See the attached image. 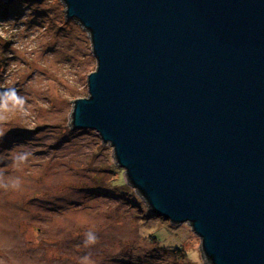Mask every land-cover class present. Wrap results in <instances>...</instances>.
Wrapping results in <instances>:
<instances>
[{"label":"water","instance_id":"95a60500","mask_svg":"<svg viewBox=\"0 0 264 264\" xmlns=\"http://www.w3.org/2000/svg\"><path fill=\"white\" fill-rule=\"evenodd\" d=\"M62 1L97 64L70 125L207 263L264 264V0Z\"/></svg>","mask_w":264,"mask_h":264},{"label":"rangeland","instance_id":"374dc122","mask_svg":"<svg viewBox=\"0 0 264 264\" xmlns=\"http://www.w3.org/2000/svg\"><path fill=\"white\" fill-rule=\"evenodd\" d=\"M64 9L0 0V178L21 181L0 188V264H209L192 226L154 214L125 180L109 142L70 125L97 64ZM89 231L97 241L86 246Z\"/></svg>","mask_w":264,"mask_h":264},{"label":"clouds","instance_id":"9594fccd","mask_svg":"<svg viewBox=\"0 0 264 264\" xmlns=\"http://www.w3.org/2000/svg\"><path fill=\"white\" fill-rule=\"evenodd\" d=\"M6 95H10L11 97H14L16 100H20V98L16 96V93L14 90L11 91L10 94L6 93ZM4 135H5V132L0 131V141H2ZM28 156H29L28 152H21V153H18L13 159H14V162L22 163L27 160ZM20 184H21V181L19 178L10 179L7 182H4L3 178H0V188L7 189L11 187L12 189H18L20 187ZM96 241H97V236L95 235L94 232L89 231L86 233V239L84 241L86 246L95 244Z\"/></svg>","mask_w":264,"mask_h":264},{"label":"trees","instance_id":"16d2710c","mask_svg":"<svg viewBox=\"0 0 264 264\" xmlns=\"http://www.w3.org/2000/svg\"><path fill=\"white\" fill-rule=\"evenodd\" d=\"M153 238H155L154 236H153ZM156 239V238H155ZM177 252H178V257L180 258V259H182V258H186L187 257V253H186V251L185 250H182V248H178L177 250H176Z\"/></svg>","mask_w":264,"mask_h":264}]
</instances>
